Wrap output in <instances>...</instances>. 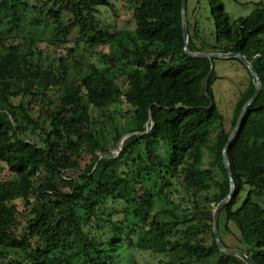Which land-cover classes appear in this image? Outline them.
Segmentation results:
<instances>
[{
    "label": "trees",
    "instance_id": "16d2710c",
    "mask_svg": "<svg viewBox=\"0 0 264 264\" xmlns=\"http://www.w3.org/2000/svg\"><path fill=\"white\" fill-rule=\"evenodd\" d=\"M189 3L190 51L240 54L261 81L227 151L235 193L217 230L264 264V3L233 19L224 0H196L213 43ZM184 49L182 0H0V264H137L130 250L245 264L203 216L231 193L223 153L255 86L233 59L250 80L227 129L216 60ZM119 97L128 126L109 113Z\"/></svg>",
    "mask_w": 264,
    "mask_h": 264
},
{
    "label": "rangeland",
    "instance_id": "374dc122",
    "mask_svg": "<svg viewBox=\"0 0 264 264\" xmlns=\"http://www.w3.org/2000/svg\"><path fill=\"white\" fill-rule=\"evenodd\" d=\"M226 10L231 15L233 19H237L239 17L248 16L259 3H264V0H238L236 3L234 0H224ZM123 4L126 2L116 3L115 6L120 11L121 14H124V9H122ZM124 7V6H123ZM189 18L194 20H199L200 29L204 36V40L208 41V43L214 42V36L212 35V29L209 25L205 23L204 20V11L197 6L196 0H190L189 3ZM98 56L108 55L110 53V48L100 47L97 50ZM215 54V53H214ZM220 54V53H216ZM224 54V53H221ZM55 58L59 57V52L54 53ZM214 69L216 72V80L213 85V92L215 97L216 105L223 115L225 119V126L227 129L230 128L231 121L233 118V110L234 106L239 99L242 92L245 90L250 77L248 76L247 71L240 65V63L233 61V59H220L216 60L214 63ZM109 113H111L117 120H119L124 126H128L129 124V106L126 103L124 97H119V99L115 100L110 106ZM104 119V118H101ZM135 134H130L124 137L120 144V148L116 149L112 152V154L118 155L123 149L124 142L131 136ZM32 141V140H29ZM6 177H10V175L5 172ZM33 204L36 203V199L33 198ZM264 206V203H263ZM213 207V215L208 216L204 215L206 222L210 225L214 221V213L218 206L212 205ZM19 209L23 210L22 205H19ZM32 208L30 209V211ZM117 216V215H116ZM116 218V217H115ZM26 226V221L21 223L19 230L17 232L18 235L23 234ZM230 244H234V242L229 239ZM237 250V249H230ZM123 258L125 260L133 258L137 262V264H158L161 259H163V255L156 254L154 252L142 251V250H130L123 253Z\"/></svg>",
    "mask_w": 264,
    "mask_h": 264
},
{
    "label": "water",
    "instance_id": "95a60500",
    "mask_svg": "<svg viewBox=\"0 0 264 264\" xmlns=\"http://www.w3.org/2000/svg\"><path fill=\"white\" fill-rule=\"evenodd\" d=\"M186 8H187V0H182V18H183V28H184V38H185V49H184V51H185L186 55L191 57V58H205L208 60L237 59V60L241 61L243 63V65L249 70L251 77L253 79V84L255 86L254 95L250 99V101L245 105V107L241 113V116L239 118V121H238L235 129L233 130V132L231 134L229 143L225 147V150L223 153L224 165H225V168H226V171L228 173L230 183H231V193L225 200H223L218 205L217 209L215 210V213H214V233L216 236L218 247L225 255L230 256V257H237L238 259L243 261L245 264H256L250 258H248L242 251L230 250V249L225 248L220 241V238L218 235V230H217V225H218L219 214L221 213L222 209L231 201V199L235 193V182L233 180V177H232V174L230 171L227 151L231 147L239 129L241 128V126L244 122L247 110L254 104V102L257 100V98L260 95L261 87H262L261 81H260V78H259L258 74L256 73L252 63L249 62L244 56H242L240 54H235V53H228V54H221V53L216 54L215 53L214 54V53H193V52H191L189 49V31H188V21H187Z\"/></svg>",
    "mask_w": 264,
    "mask_h": 264
}]
</instances>
